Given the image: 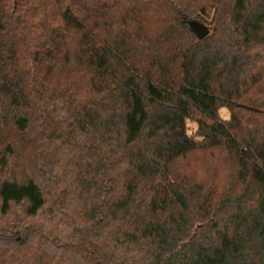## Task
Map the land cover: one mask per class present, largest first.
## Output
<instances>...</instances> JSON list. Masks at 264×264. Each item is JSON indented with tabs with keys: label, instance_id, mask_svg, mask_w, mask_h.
Returning <instances> with one entry per match:
<instances>
[{
	"label": "trees",
	"instance_id": "obj_1",
	"mask_svg": "<svg viewBox=\"0 0 264 264\" xmlns=\"http://www.w3.org/2000/svg\"><path fill=\"white\" fill-rule=\"evenodd\" d=\"M0 264H264V0H0Z\"/></svg>",
	"mask_w": 264,
	"mask_h": 264
},
{
	"label": "water",
	"instance_id": "obj_2",
	"mask_svg": "<svg viewBox=\"0 0 264 264\" xmlns=\"http://www.w3.org/2000/svg\"><path fill=\"white\" fill-rule=\"evenodd\" d=\"M186 26L200 39H204L210 33L209 28L207 26L196 21H189L187 22Z\"/></svg>",
	"mask_w": 264,
	"mask_h": 264
},
{
	"label": "rangeland",
	"instance_id": "obj_3",
	"mask_svg": "<svg viewBox=\"0 0 264 264\" xmlns=\"http://www.w3.org/2000/svg\"><path fill=\"white\" fill-rule=\"evenodd\" d=\"M102 1H104L106 3H109V4L112 3V0H102ZM222 116L225 119L226 118H229V114L227 113V111H223ZM190 127H191V129H192L193 132H195L196 129H197V127H196V125L194 123L190 124Z\"/></svg>",
	"mask_w": 264,
	"mask_h": 264
}]
</instances>
